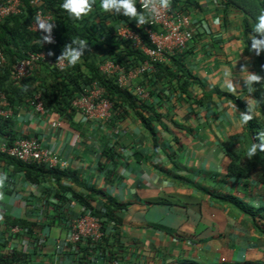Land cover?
<instances>
[{
    "label": "crops",
    "instance_id": "0c3cea01",
    "mask_svg": "<svg viewBox=\"0 0 264 264\" xmlns=\"http://www.w3.org/2000/svg\"><path fill=\"white\" fill-rule=\"evenodd\" d=\"M197 1L201 8L191 14L197 32L186 60L195 76L193 100L154 99L156 114H149L153 117V130L144 126L140 111L135 112L139 109L130 107L118 133L115 131L122 156L117 167L103 155V148L111 140L105 125L89 126L79 114L64 119L63 113L55 110L41 115L30 106L31 98L26 92L16 98V130L36 136L44 148L65 164L63 170L70 177L57 181L48 173L46 178L32 181L15 168V162L0 159V174L6 175L0 184V262L14 261L8 257L10 254H15L21 264L264 261V238L254 226L255 210L250 213V205L264 206V169L260 166L259 171L250 175L241 172L243 165L240 173L244 178L250 175L247 184L238 177H229L226 171L227 152L245 149L242 141L246 142L248 135V127L239 119L241 102L250 103V88L244 84L241 75L246 73H241V66L247 65L250 72L258 73L255 58L245 47V18L233 7L224 15L222 0ZM100 3L101 0H95L88 14L94 16L81 22L83 28L91 29L99 38L108 35L111 28L117 31L124 27L118 15L104 11ZM137 9L140 11L138 6ZM96 10L99 14L95 15ZM128 20L137 22L135 18ZM13 27L10 23L9 28ZM6 38L9 40L11 35L7 33ZM9 48L23 55L15 45ZM6 54L9 64L0 68V78L8 70L6 83L12 90L11 57ZM84 54L95 57L97 66L101 64L100 57L97 58L102 55L100 50L85 49ZM83 62L81 59L77 64ZM38 70L40 78L51 83L47 70ZM232 77L234 84L239 81L235 90L228 87ZM0 92L10 101L5 88L0 87ZM57 120L61 125L52 127ZM60 188L67 191L62 192L66 193L64 213L74 214L72 217L84 211L76 196L79 200L83 196L92 198L91 204L97 209L106 206L107 212H124L118 227L114 225L116 217L109 216L106 232L112 238L104 241L103 249L82 248L77 252L71 250L70 255L56 252V245L61 247L63 242H58L67 238L69 232L62 223L48 222V216L56 209L52 211L45 201L47 192ZM223 194L237 198L244 207L235 205ZM58 213L63 214V210Z\"/></svg>",
    "mask_w": 264,
    "mask_h": 264
},
{
    "label": "trees",
    "instance_id": "16d2710c",
    "mask_svg": "<svg viewBox=\"0 0 264 264\" xmlns=\"http://www.w3.org/2000/svg\"><path fill=\"white\" fill-rule=\"evenodd\" d=\"M21 1L22 12L20 15L12 16L4 23L0 24V46L6 53H9L11 57V60H9L10 64L14 63L16 60H18V58H24L29 51L40 52L42 50V44L39 42L40 34L29 30V25L31 22L35 21V12L38 6L34 7L31 4L32 0ZM41 1V7L47 13L52 14L57 26L55 28V31L58 34L57 44L51 49L54 60H58L64 45L71 42L73 35L75 37L79 36L85 39L88 38V44L90 45V48L98 49L100 50V53H102V55L97 57H100V62L111 60L115 64L122 66L127 71L135 69L137 76H139L141 80V82H138L137 84L146 88L150 92L153 100L158 99V97L162 100H166L167 98L169 100L176 99L177 101L181 99L187 101L193 100L192 89L196 85L194 78L195 76L186 63L187 54L190 51L189 48L192 44L191 42L187 43V46L183 52H178V54L171 55L168 58V63L164 62L156 64L155 70L148 68L143 71V62L147 59V57L140 49L135 48L131 40L119 38L117 36L115 27L109 30L108 35H102L101 38L95 37L92 34L91 29L83 28V25L81 24V22L84 23L85 21H90L91 16H94V14L89 16L87 15L82 20H77L73 19L67 10L62 8L63 0ZM168 2L172 7L178 8L181 12L188 15H191L195 10L201 8V5L197 0H168ZM222 3L225 9L223 11L224 15H227V12L231 7L244 15V35L246 38L245 47L255 58L254 61L257 64L256 69L258 70V74L264 77V51H261L260 54L257 55L254 50H250L251 42L248 38L249 33L253 32L252 27L256 23V17L261 12H264V0H222ZM95 12V15L99 14L98 10ZM117 15L118 16L116 17L122 20L123 23H121L124 27L139 32L142 36L144 35V38L146 39L147 33L144 26L138 28L137 22L128 20V17L124 15ZM10 23L14 25L13 28H9ZM7 33L11 35L9 40L6 38ZM253 34L260 36L259 33ZM12 44L15 45L16 51L23 52V55H18V53H15V50L10 49L9 47ZM94 58L83 56L81 58L84 61L83 64L71 65V67L64 70H58L57 68L48 65L47 62H42L39 68L47 70L51 77V83L44 82L43 79L40 78L41 76L39 75V70H36L34 74L23 81L21 87L12 85L14 87L12 90H9L7 85L8 82L6 83V76L9 78L10 75L9 71L6 70L4 76L0 78V87L5 88L6 92L9 94L10 103L12 106L11 109H13L14 117H0V136L3 138L6 136L14 137L13 134L10 136L9 133L12 131V128L15 125V115L18 114V109L15 106V100L16 98L22 96V93L25 92L29 95V98L33 97L32 90H29L31 86H36L44 91V103L47 110L61 111V113L71 118L72 114H75L72 101L79 94H81L92 81H98L106 88L108 97L114 105L113 107L115 115L112 120L113 123L117 122L118 117L127 115L130 111V107L132 110L133 108H138L139 110H135V112L139 113L140 111V118L142 122H144V126L150 130H153V127H151L153 117L149 115L152 114L154 116L156 114V112H154L155 108L153 106V102L140 100L137 97L132 96L129 94L130 92L120 88L115 78L102 75ZM261 81L255 82V87L257 89H261ZM27 87L29 91H26ZM245 93L248 94L249 92ZM252 94L253 93L250 92V95ZM199 104H202V102H199ZM125 105L128 107H125ZM246 124L248 125L249 130H253L256 122L250 119ZM179 144L182 146L180 142ZM116 147H119L118 140ZM243 153H245V151H242L241 153H236L234 151L227 152V156L231 159V164L229 166L231 171L236 170L237 172H240V168L244 165L246 170L244 169L241 172L247 173L248 169L252 167V161L244 160V164L242 163L243 161L238 163L237 158L240 157L241 160V155H243ZM116 155V152H106L108 160L114 161ZM0 159L3 161L11 160L12 162H15V168L20 170L21 173H24L25 177L32 181H37V178H46L45 175L50 174L54 175L55 180L57 181H59L62 177H70L67 170H61L58 167L49 168L44 164L28 165L12 157L8 158L5 156V154H0ZM113 164H115V167H117L119 162H113ZM239 164L240 168H238ZM113 172L114 171H112V173ZM64 189L65 188H60L53 193L50 190H48L50 191L49 193L47 192L45 202L49 206L48 208L51 210L56 209V211L52 210L54 214H51L47 218L51 225L62 223V225H66L65 227H67L70 220L72 219V216L74 215L70 213H64L63 206L65 204L64 201H66V193L62 192H67ZM70 198L71 197H69V199ZM75 198L76 200L80 201L84 207V211L80 213V215H95L101 219L102 224L106 225V227L111 221L110 217H116L114 224L116 227L122 224L124 212L119 213L118 215L114 214V211L107 212L106 206L97 209V207H94L91 204L90 200L92 198L90 197L83 196L80 198V200L77 196ZM115 205L122 207L117 203ZM61 210H63L64 215L58 213V211ZM255 215L256 216L253 217L254 225L258 230L264 231V227H262L264 224L260 223L259 221L264 220V206L256 207ZM13 223L20 222L14 221ZM106 227L104 229H106ZM110 238L112 237H104L103 241L94 242L93 246L90 245V242L86 243V248L91 247L93 249L95 246H99L97 249H103V244L105 243L104 241H109Z\"/></svg>",
    "mask_w": 264,
    "mask_h": 264
},
{
    "label": "built area",
    "instance_id": "2783aa9c",
    "mask_svg": "<svg viewBox=\"0 0 264 264\" xmlns=\"http://www.w3.org/2000/svg\"><path fill=\"white\" fill-rule=\"evenodd\" d=\"M159 8V0H152ZM140 10L148 15L147 9L141 6L146 0H137ZM31 4L37 7L35 17L40 15L53 22L51 35L54 42H44L40 52H30L25 58L16 60L12 64L11 82L21 85L22 82L35 73L39 69L42 62H47L51 67L62 70L69 64L66 60H54L51 49L57 44L58 34L55 31L56 23L52 14L47 13L42 7L41 0H32ZM21 0H0V24L4 23L12 16L20 15L22 12ZM147 33L146 38L151 42L148 46L142 35L127 27H121L117 34L120 38L131 40L133 45L141 49L150 59L144 64L142 70L154 68V63L164 62L168 55H174L177 52H183L187 43L191 41L193 31L190 29V19L169 5L168 8H159V14L148 23L143 25ZM29 30L39 33L36 22L30 24ZM47 34V33H45ZM168 40V41H167ZM51 52V54H50ZM8 58L0 47V68L8 65ZM103 75L113 76L118 74L120 86L128 87L130 82L136 78V71H132L129 75L125 74V69L112 61H108L100 66ZM140 98H146L147 93L141 87L134 89ZM41 88L37 89L33 94V107L36 113L44 115L47 109L44 103V95ZM73 107L91 122L108 121L113 114V103L109 99L105 87L97 81H92L87 88L72 101ZM14 112L10 103L3 92H0V117L13 118ZM60 123H52V127H58ZM12 134L14 137L6 136L0 138V153L7 157H12L22 163L28 165H47L49 167L57 166V159L51 152L44 148L43 143L34 135H27L23 131L19 132L14 128ZM12 134H9L10 136ZM11 138V139H10ZM70 236L66 238L68 245H75L81 241L100 240L103 233L101 231L100 222L97 218L90 215L81 216L72 219L70 225ZM17 231V228H12Z\"/></svg>",
    "mask_w": 264,
    "mask_h": 264
},
{
    "label": "clouds",
    "instance_id": "9594fccd",
    "mask_svg": "<svg viewBox=\"0 0 264 264\" xmlns=\"http://www.w3.org/2000/svg\"><path fill=\"white\" fill-rule=\"evenodd\" d=\"M94 3H95V0H63L62 8L67 10L69 15L73 19L82 20V19H84V17H86L92 11ZM169 5L170 4H169L168 0H159V8H168ZM137 6L139 8L137 0H101V3H100V7L104 11H111V12H114L116 14H120V15H124L126 17H129L131 19L135 18L139 25H143L145 23H148L150 20L154 19L159 14V8L157 7V4L155 2H152V0H146V3L141 6L143 9H147L148 15H146L145 12L142 11V10L138 11ZM174 9H177L178 11H180V9H178V8H174ZM181 13H183V12H181ZM183 14L186 15L191 21L190 29H192L193 35H192V39H191L190 42L192 43L193 40H194V36H195V34L197 32V26L193 22V19H192L191 15H188V14H185V13H183ZM35 22H36V27H37V29H38V31L40 33V41L39 42L41 44H43L44 42H54L53 36L51 35L52 28H53V22L49 21V20H47L45 18H42L40 15H37L35 17ZM138 24H137V26H138ZM29 27H30V25H29ZM140 27H142V26H140ZM252 28H253V32H250L249 33V37H248L249 41L251 42L250 43V50H254L255 53L257 55H259L261 51H264V12H261L256 17V23L253 25ZM119 29L120 28L117 29L116 33L118 32ZM45 33H47V34H45ZM253 33H259L260 36H257V35H255ZM117 36L119 37L118 34H117ZM142 37L144 38V35ZM144 40L146 41L148 46H151V42L147 38L146 39L144 38ZM135 48H137V47H135ZM85 49H90V45L88 44V40L85 39V38L79 37V36L73 37L71 39L70 43H66L64 45L62 53L60 54L58 60H66L69 65H75L81 60V58L83 56H85V54H84L85 53ZM137 49H139V48H137ZM5 54H6V52H5ZM50 54H51V52H50ZM176 54H178V52ZM144 55L147 57V59L144 60L143 64H145L146 62L150 61L149 57L145 53H144ZM6 56H7V54H6ZM170 56L171 55H168L167 59L164 61L165 63L169 62L168 58ZM108 61H111V60H108ZM108 61L101 62V64L98 65L99 71H100V66L102 64L108 62ZM164 62L154 63L153 64L154 65L153 69L155 70L156 64H160V63H164ZM255 65H257V64L255 63ZM66 68H63L62 70L66 69ZM132 71H135V69H133L131 71L125 70V74L129 75ZM100 73H101V71H100ZM241 73H246V75H241V76L243 78L245 86L250 88V92H252L253 94L250 95V103H248V101H242L241 102V108L242 109H241V113H240V116H239L240 123L242 125L245 124L248 127V125L246 123L250 119H252V120H254L256 122V124H255V127L253 128V130H249V128H248V135H246L247 136L246 142H245V140L242 141L243 143L246 144L245 149H243L242 151H246V153H243V155H241V160H240V157H238L237 161H238V163H240V161L242 162L243 159L244 160H248V161H252V167L249 168V169L247 168L248 169V173H250V175H251V174L259 171L260 170V166H262V168L264 169V87H263L264 86V77L261 76L258 73L250 72L248 70L247 65H242L241 66ZM104 76H106V75H104ZM226 76H227V73H226ZM107 77L115 78L117 80V83L119 84L118 74L117 75H113V76H107ZM231 79H232V82L228 84V87L233 89V90H235L238 87V85H239V81H237V83L234 84L233 83V77ZM259 81H261V83H260L261 89H257L255 87V85H256L255 82H259ZM138 82H141V80H140L139 76H136V78H134L130 82V86L122 87V86H120V84H119V86H120V88H122L123 90H127L128 92H130L129 94H131L132 96L137 97L140 100L152 102L153 98L151 97L150 92L146 88L138 85L137 84ZM11 84L13 86H16V87H21L23 82H22L21 85H16V84H14L12 82H11ZM137 87H141L143 90H145V92L147 93V97L146 98H140L135 93L134 89L137 88ZM37 89H39V88L36 87V86H31L29 90H32V92H33L32 94H34V92ZM30 98H31L30 106L34 110L33 97H30ZM9 103H10V101H9ZM10 106H11V103H10ZM11 108H12V106H11ZM246 111H249V112H246ZM74 113L75 114H72V116L75 117V115H77V114L81 115L84 118V120L87 123V125H89V126H97L99 128L103 127L104 125L106 126L105 133H106L107 136L110 137L111 140H110V144L108 146L106 145L105 148H103V150H104L103 151V153H104L103 155L106 156V152H111V153L116 152L117 155L115 156V160L113 162H119V164H120V161H122V156L118 152V148L120 146L116 147V145H117V135L116 134L119 131L120 122L122 121V118L125 117L126 115L118 117L117 122L113 123L112 120H113V117L115 115L114 114V107H113V114H112L111 118L108 121L91 122V121H88L83 116V114H81L76 109H75ZM16 116L17 115H15V117ZM13 117H14V115H13ZM63 118L64 119H69L70 117H68L67 115L63 114ZM57 121H55V122H57ZM58 122L60 123V121H58ZM60 125H61V123H60ZM14 128H15V126L12 128V131L9 134H12ZM115 131H117V133ZM249 134H250V137H249ZM0 138H3V137L0 136ZM242 151H239L238 153H241ZM131 152H132V150H131ZM8 158H10V157H8ZM227 159H228V166L226 168V171H227V174L229 175V177H234V178L238 177V178L243 180V183L247 184V181H248V178L250 177V175L247 176L246 178H244V176L240 172H237L236 170L235 171H231L230 168H229V166L231 164V159L228 156H227ZM56 167H58L61 170H63L65 168V164L64 163H60L57 160V166ZM49 168H53V167H49ZM238 168H240V164L238 165ZM5 178H6V175L0 174V184H2L4 182ZM250 186H251V184H250ZM253 187H255V185H253ZM227 195L228 194H223V197L227 198V199H230L235 205H239L240 207H244L242 205V203L239 202V200L237 198H230V196H227ZM255 207L256 206L250 205V213L252 212L253 209L256 212V208ZM79 215H77L75 217H72V219L78 217ZM86 215H90V214H86ZM81 216H85V215H81ZM90 216L97 218L99 220V222H100V226H101L100 229H101L103 235H102L101 239L97 240V241H103L104 237H109V235L106 232V229H104L106 227V225L102 224L101 219L99 217L95 216V215H90ZM72 219L70 220L69 225L66 227L68 229V232H69L67 238L70 236V229H71L70 225L72 223ZM259 221H260V223L264 224V220H259ZM262 227H264V225ZM256 229H257V227H256ZM257 231H258V235L260 237L264 238V231H260L258 229H257ZM65 240H66V237H64L62 240H60V242H58V245H60L63 242L61 247L56 245L55 248H56V252L58 254L63 253V255H70V254H72L71 250H74V251L77 252L78 250H80L82 248L83 249L86 248V243L90 242V245L93 246V243L97 242V241H92V240L90 241V239H89V240L81 241V242H79L78 244H75V245H71V244L68 245ZM8 257L12 258L14 261L8 262V263L7 262H0V264H21L20 260H19V262L16 261L17 258H16L15 254H10ZM260 261L261 262H256V264H264V261L262 262L261 259H260Z\"/></svg>",
    "mask_w": 264,
    "mask_h": 264
},
{
    "label": "rangeland",
    "instance_id": "374dc122",
    "mask_svg": "<svg viewBox=\"0 0 264 264\" xmlns=\"http://www.w3.org/2000/svg\"><path fill=\"white\" fill-rule=\"evenodd\" d=\"M167 41H168V40H167ZM205 103H208V102H205ZM203 120L205 121V119L202 118L201 123H203V125H205V122H204Z\"/></svg>",
    "mask_w": 264,
    "mask_h": 264
}]
</instances>
